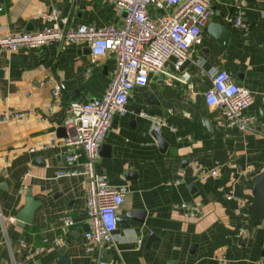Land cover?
<instances>
[{
    "label": "crops",
    "instance_id": "crops-1",
    "mask_svg": "<svg viewBox=\"0 0 264 264\" xmlns=\"http://www.w3.org/2000/svg\"><path fill=\"white\" fill-rule=\"evenodd\" d=\"M209 5V17L179 70L170 56L163 71L148 73L144 85L132 87L125 114L112 119L100 143L94 171L110 185L126 188L113 245L106 250L108 264H216L219 259L256 264L264 253V208L259 216L250 209L253 180L264 169V0H209ZM51 8L64 22L39 17ZM154 10L150 6L151 17L160 12ZM233 11L245 27L224 18ZM121 17L113 0H0V33L119 24ZM114 68L112 52L92 56L83 40L0 50V112H26L0 124V264L99 259V253L85 250L82 237L85 178L55 174L81 168L82 157L63 159L70 149L61 141L72 131L63 124L67 103L99 97ZM210 69H224L250 92L244 112L257 119L254 130L225 126L217 110L205 105ZM181 71L188 73L185 83L169 77ZM57 82L63 88L53 93ZM141 113L164 124L154 132ZM27 191L35 205L30 223L22 224L15 216ZM64 218L73 223L64 226Z\"/></svg>",
    "mask_w": 264,
    "mask_h": 264
},
{
    "label": "built area",
    "instance_id": "built-area-1",
    "mask_svg": "<svg viewBox=\"0 0 264 264\" xmlns=\"http://www.w3.org/2000/svg\"><path fill=\"white\" fill-rule=\"evenodd\" d=\"M113 5L122 13L119 24L98 26L81 23L66 28L56 24L37 30L0 33V50L14 51L19 46H37L46 41L58 42L63 47L67 43L83 40L92 56L107 51L114 54L115 68L103 93L82 102L70 100L66 105L63 124L72 131L67 132L61 141L64 147L70 149L63 159L65 163H71L82 157L79 162L81 168L58 170L55 174L82 175L85 178L83 217L87 227L82 237L85 250L97 253L113 245L117 210L124 202L126 192L125 186H112L103 174L94 171L100 143L112 119L125 114V103L132 87L144 85L148 73L163 71L170 56L174 57L173 68L179 70L180 64L188 57L190 44L197 39L210 14L209 0H113ZM164 5L171 6V9L164 10ZM150 6L160 10L154 17L150 16ZM39 17L46 21L64 22L54 8L40 12ZM224 18L234 25L246 26L234 11ZM209 74L211 86L203 94L205 105L217 110L225 126L239 131L254 130L257 119L244 112L252 100L250 92L238 85L224 69H210ZM169 77L185 83L188 73L181 71L179 74H169ZM62 88L63 84L57 82L52 92L56 93ZM141 114L154 124V132L164 124L159 117ZM25 115L26 112L3 110L0 112V124ZM48 145L55 144L51 142ZM214 173L215 170L208 172L210 175ZM204 176L200 172V178L204 179ZM7 219L14 220L12 217ZM62 223L69 226L73 221L64 218ZM222 263V259H219L216 264ZM255 263L264 264V253ZM94 264L108 263L97 259Z\"/></svg>",
    "mask_w": 264,
    "mask_h": 264
},
{
    "label": "water",
    "instance_id": "water-1",
    "mask_svg": "<svg viewBox=\"0 0 264 264\" xmlns=\"http://www.w3.org/2000/svg\"><path fill=\"white\" fill-rule=\"evenodd\" d=\"M158 138L159 137L156 136V140L159 142ZM25 194H26V199L24 202V206L22 210L15 216V220H17L22 224L30 223L31 213L35 205L33 200L29 197V192L27 191ZM252 195H253V201L250 208L251 213L255 216H259L264 208V169L253 180ZM85 229L86 228H84V230ZM99 260L108 263L110 261V255L105 250H101L99 252Z\"/></svg>",
    "mask_w": 264,
    "mask_h": 264
}]
</instances>
